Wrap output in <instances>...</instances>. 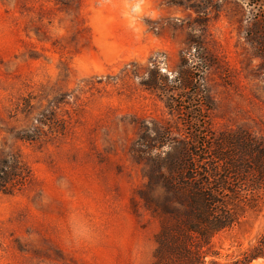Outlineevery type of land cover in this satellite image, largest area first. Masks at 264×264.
Returning <instances> with one entry per match:
<instances>
[{
	"label": "rangeland",
	"instance_id": "rangeland-1",
	"mask_svg": "<svg viewBox=\"0 0 264 264\" xmlns=\"http://www.w3.org/2000/svg\"><path fill=\"white\" fill-rule=\"evenodd\" d=\"M137 2L0 0V161L29 171L0 191V264H149L158 221L133 200L188 132L185 91L207 90L210 133L264 134V0ZM254 202L205 264L253 242L264 190Z\"/></svg>",
	"mask_w": 264,
	"mask_h": 264
},
{
	"label": "trees",
	"instance_id": "trees-1",
	"mask_svg": "<svg viewBox=\"0 0 264 264\" xmlns=\"http://www.w3.org/2000/svg\"><path fill=\"white\" fill-rule=\"evenodd\" d=\"M185 63L182 59L180 68ZM199 64L202 69L209 66L203 57ZM174 90L171 84L167 106L181 111L182 105L172 109ZM182 103L188 132L171 143L164 160L168 167H142L144 182L133 200L158 221L149 264H205L216 254L213 237L238 223L239 209L255 206L254 196L264 190V134L244 129L210 133L211 105L202 85L185 91ZM28 174L20 155L8 154L0 161V191L19 189ZM260 259H264V226L231 261L210 259L209 263L253 264Z\"/></svg>",
	"mask_w": 264,
	"mask_h": 264
},
{
	"label": "clouds",
	"instance_id": "clouds-1",
	"mask_svg": "<svg viewBox=\"0 0 264 264\" xmlns=\"http://www.w3.org/2000/svg\"><path fill=\"white\" fill-rule=\"evenodd\" d=\"M131 11L139 16L142 13V6L140 0L132 7ZM72 235L76 239H86L88 237V230L79 224H72Z\"/></svg>",
	"mask_w": 264,
	"mask_h": 264
},
{
	"label": "bare ground",
	"instance_id": "bare-ground-1",
	"mask_svg": "<svg viewBox=\"0 0 264 264\" xmlns=\"http://www.w3.org/2000/svg\"><path fill=\"white\" fill-rule=\"evenodd\" d=\"M255 263H256V264H258V262H257V261H255ZM259 264H264V260H262V261H259Z\"/></svg>",
	"mask_w": 264,
	"mask_h": 264
}]
</instances>
